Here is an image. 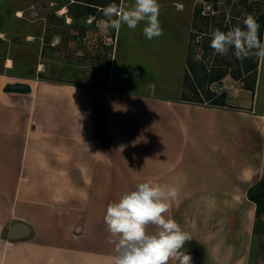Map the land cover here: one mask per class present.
Returning a JSON list of instances; mask_svg holds the SVG:
<instances>
[{
  "label": "crops",
  "instance_id": "0c3cea01",
  "mask_svg": "<svg viewBox=\"0 0 264 264\" xmlns=\"http://www.w3.org/2000/svg\"><path fill=\"white\" fill-rule=\"evenodd\" d=\"M45 61L24 76L0 60V264H112L107 206L146 181L180 189L165 216L202 248V264H264L247 196L264 179L255 85L226 75L222 103L201 102L39 76Z\"/></svg>",
  "mask_w": 264,
  "mask_h": 264
},
{
  "label": "rangeland",
  "instance_id": "374dc122",
  "mask_svg": "<svg viewBox=\"0 0 264 264\" xmlns=\"http://www.w3.org/2000/svg\"><path fill=\"white\" fill-rule=\"evenodd\" d=\"M158 2L163 35L148 40L143 23L134 30L125 25L114 48L110 40L115 29L101 32L98 21L105 18L103 9L108 5H131L134 0H0V60L11 56L15 69L24 76L36 75L39 61L46 60L47 66L39 76L88 80L105 86L110 79L113 87L118 82L129 90L145 91L151 86L156 93L201 102L211 101L207 98L209 91L226 88L222 78L229 75L232 83L254 84L258 102L264 104V60L254 55L238 60L231 49L227 56L215 54L209 35L218 23L229 29L243 28L247 15L257 22L263 15L264 42V0ZM15 7H22L21 16H17ZM198 8L200 15L209 11L208 23L206 18H192ZM32 32L33 37L29 36ZM197 54L201 55L199 61L194 60ZM218 63L225 64L227 73L219 83H208L207 73ZM256 232L261 244L258 249L256 240L253 249L259 250L264 259V209L257 219Z\"/></svg>",
  "mask_w": 264,
  "mask_h": 264
},
{
  "label": "clouds",
  "instance_id": "9594fccd",
  "mask_svg": "<svg viewBox=\"0 0 264 264\" xmlns=\"http://www.w3.org/2000/svg\"><path fill=\"white\" fill-rule=\"evenodd\" d=\"M160 7L158 0H134L131 5L121 6L110 4L103 9L105 18L98 21V27L105 33L110 29L119 32L122 26L134 30L143 23L144 36L152 40L163 35ZM243 25L226 32L214 29L209 34L210 47L221 56H227L231 49L238 60L253 55L264 60L259 23L247 15ZM200 59V54L194 56V60ZM179 195L180 189L174 185L146 181L108 204L103 219L110 233L107 242L115 245L112 264H192L191 255L184 250L186 242L192 239L190 233L175 219L165 216ZM149 225L155 227L154 232L147 230Z\"/></svg>",
  "mask_w": 264,
  "mask_h": 264
},
{
  "label": "trees",
  "instance_id": "16d2710c",
  "mask_svg": "<svg viewBox=\"0 0 264 264\" xmlns=\"http://www.w3.org/2000/svg\"><path fill=\"white\" fill-rule=\"evenodd\" d=\"M216 7V3H212V8ZM200 8L196 9L194 14H193V19H197V17H201V18H206L207 23L209 22V11L207 13H203L202 15H200ZM258 23L260 25V29H259V38L261 39V35H262V31H263V15H260V18L258 19ZM217 28H219L222 31H228L230 30L229 27L227 25H224L221 27L220 23L217 24ZM235 57V56H234ZM187 60L186 59V65H187ZM227 73V70L225 69V64L224 63H218L212 66L211 71L209 73H207V81L208 83L211 82H220L221 78L223 77V75H225ZM229 73V72H228ZM94 85H97L96 83H92ZM185 86V84H184ZM245 87L250 88L252 90H254V84L252 85H245ZM6 89H9L10 86L9 84L5 86ZM28 87L26 86V89ZM219 88V87H218ZM219 90V89H217ZM213 95L215 94V91H209L208 92V99H210L212 103H222L220 101H223L224 97H225V92L221 91L219 93V95H216L217 99L213 98ZM247 196L253 200L256 204V213H255V223H254V231H257V219H259L261 212L264 209V179H260L259 181H257L256 183H254L247 191ZM186 245H189V253L190 255H192V258L194 259V262H192V264H202V257H203V250L202 248L194 243V242H187Z\"/></svg>",
  "mask_w": 264,
  "mask_h": 264
},
{
  "label": "water",
  "instance_id": "95a60500",
  "mask_svg": "<svg viewBox=\"0 0 264 264\" xmlns=\"http://www.w3.org/2000/svg\"><path fill=\"white\" fill-rule=\"evenodd\" d=\"M12 88H26V85L25 84H14V85H11Z\"/></svg>",
  "mask_w": 264,
  "mask_h": 264
},
{
  "label": "bare ground",
  "instance_id": "6f19581e",
  "mask_svg": "<svg viewBox=\"0 0 264 264\" xmlns=\"http://www.w3.org/2000/svg\"><path fill=\"white\" fill-rule=\"evenodd\" d=\"M63 9H64V7L61 8L60 10H63ZM62 12H63V11H62ZM16 14L19 15V16H21V15H22V10H21V9H18V10L16 11ZM10 60H11V59H7V63H10Z\"/></svg>",
  "mask_w": 264,
  "mask_h": 264
},
{
  "label": "built area",
  "instance_id": "2783aa9c",
  "mask_svg": "<svg viewBox=\"0 0 264 264\" xmlns=\"http://www.w3.org/2000/svg\"><path fill=\"white\" fill-rule=\"evenodd\" d=\"M107 43H108V41H107ZM110 43H114V38H112V39L110 40ZM222 83H223V84L225 83L224 79H222ZM116 85L119 86V84H116Z\"/></svg>",
  "mask_w": 264,
  "mask_h": 264
},
{
  "label": "flooded vegetation",
  "instance_id": "af4514ba",
  "mask_svg": "<svg viewBox=\"0 0 264 264\" xmlns=\"http://www.w3.org/2000/svg\"><path fill=\"white\" fill-rule=\"evenodd\" d=\"M191 257H192V255H191ZM193 259V258H192Z\"/></svg>",
  "mask_w": 264,
  "mask_h": 264
}]
</instances>
